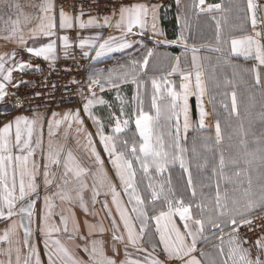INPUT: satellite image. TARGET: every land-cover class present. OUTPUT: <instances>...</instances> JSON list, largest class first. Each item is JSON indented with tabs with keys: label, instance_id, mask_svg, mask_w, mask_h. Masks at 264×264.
I'll use <instances>...</instances> for the list:
<instances>
[{
	"label": "snow or ice",
	"instance_id": "obj_1",
	"mask_svg": "<svg viewBox=\"0 0 264 264\" xmlns=\"http://www.w3.org/2000/svg\"><path fill=\"white\" fill-rule=\"evenodd\" d=\"M179 3L180 0H177L178 5ZM28 7L32 11L26 12L19 0H0V39L22 47L31 57L42 58L44 61L54 62L58 58V48L63 49L67 55L70 47H79L84 57H89L90 53L95 51L92 59H96L106 53L130 47L127 37L142 36L148 30L149 18L153 35L162 34L156 25L159 6H150L145 2L121 3L113 9L110 16L103 17L102 22L91 16L85 21L83 10L79 14L70 13L63 6L58 7L56 0H37ZM191 7L197 15L222 10L221 4H206V0H192ZM262 12L264 4L256 0H246V9L239 28L247 34L231 35L230 41L222 38L220 20L212 17L216 21V44L227 47L230 42L233 56L243 57L245 61L254 60L256 63L245 71L255 74L257 84H260V73L264 70ZM249 23L250 29L246 27ZM87 28H114L119 35L102 39L100 33L93 37L77 34L74 39L78 40V44L73 45L70 37L63 34L71 29ZM30 40L32 44H29ZM177 40L186 44L182 33ZM85 48L88 50H84ZM212 50L222 53L221 47ZM192 52L190 71L182 70L177 58V62L171 66V71L166 76L159 80L152 79L150 111L144 110L143 100H140L139 109L133 110L138 139L136 135L130 139L122 138L130 124V118L121 121L120 117H114L115 122L109 125L110 132L105 133L103 124L91 111L95 104H104V100L97 98L93 89L97 87L103 92L106 85L118 89L120 84L130 82L136 86L133 100H139L140 89L143 87L141 74L153 55L152 49L147 50L142 63L133 61L128 68L122 66L116 71L109 70L107 75L100 74L90 78L89 96L83 104V111L94 125H98L96 135L104 153L109 157L108 163L115 172L121 191H118L117 186L109 179L104 169V161L93 144V134L83 127L84 121L79 110L65 112L62 116L52 113V117L47 119L49 141L46 151L42 146L41 137L37 135L38 129L42 130L46 119L40 114L34 112L31 118L17 115L12 120L0 124V222L5 225L0 230V257H3L0 258V264H42L37 244L32 240L34 217L37 230L44 238V255L48 258V264H264V237L255 241L253 256L252 248L244 247L249 241L241 238L238 232L242 225L251 229V217L264 213V141H261L262 150L259 155L249 151L248 134L243 124L239 128L235 154L229 150L226 157L225 152L221 151L218 166L207 158L203 163L196 165L200 169L211 165L212 177L216 179L214 198H209L201 192L200 201L195 202L197 192L191 175L188 180L191 200L187 203L183 196H177L170 180L166 187L164 183L157 186L151 178L152 171L163 174L177 161L184 172H189L185 159L188 150L182 146L180 135L181 116L184 132L189 128V96L196 97L200 129L206 127L205 118L209 113L205 111L202 100L207 93L205 73L194 46ZM16 55L15 49L10 53L0 54V102L8 98L9 87L18 88L20 83H26H13V72L33 67L29 62L16 61ZM36 67L39 70L38 66ZM177 73L180 75L178 85L168 79ZM225 83L230 84L231 81ZM117 98L119 99V96ZM214 100L215 97H212L209 102ZM222 106L225 110L228 109L226 103ZM215 111L214 106L213 112ZM229 114L236 117L240 115L235 91L231 93ZM124 115L122 107L120 116ZM173 120L175 133L172 132ZM73 124L77 125V134L85 135L91 157L94 158L95 169L82 166L71 149L65 152V146L56 148L53 145L52 137L57 134L56 130L61 125H67V137ZM231 139L229 136V140ZM184 140L186 143V137ZM214 142L217 147L223 142L219 119L215 123ZM77 143L79 144V141ZM37 148L41 149L40 161L35 159ZM192 151L195 153V148ZM257 158L262 171L254 177L252 169ZM138 172L142 173L139 179ZM89 178L92 180L91 186L87 183ZM144 180H147L144 190L149 193L148 196L142 195L141 185ZM221 181L224 182L223 188ZM101 188H106L107 193L111 194V204L115 207L114 215L107 201L102 205L106 218L110 220L112 255H108L105 248L102 236L106 229L103 225L85 219L83 227L87 235L82 234L81 223L74 210L79 207L85 216L95 217L96 214L89 210L85 192L91 191V204L94 207ZM41 189L44 192V206L42 211L37 213ZM123 197L127 199L124 200ZM57 201L64 205L59 211H56L59 207ZM157 202H161V207L158 214H155ZM149 206L152 208V214L148 211ZM57 216L58 221L55 219ZM116 216L119 217L118 220ZM176 217H179L182 229ZM149 221H155V233L158 234L159 246H162L160 252H157L158 245L151 238L147 239V246L144 243L148 235ZM209 229L219 240V243L214 245L218 258L211 260L208 259L211 253L203 250L198 252L197 249L198 240L207 239L205 233ZM20 230H23L22 237ZM54 233L70 242L72 246L62 243L60 238L52 239ZM118 244L123 246V259H118ZM129 247L135 250L137 258H130ZM161 255L165 257L164 260L159 258Z\"/></svg>",
	"mask_w": 264,
	"mask_h": 264
},
{
	"label": "crops",
	"instance_id": "obj_2",
	"mask_svg": "<svg viewBox=\"0 0 264 264\" xmlns=\"http://www.w3.org/2000/svg\"><path fill=\"white\" fill-rule=\"evenodd\" d=\"M37 0H19V3L24 6V10L27 11H32L31 8L28 7L29 4L35 3ZM138 2H145L148 3L150 6L151 5H158V13H157V30L162 33L161 35H153L151 31V19L149 18V24H148V30L141 36V35H136V36H129L127 37V40L130 44V47L127 48H122L118 49L116 51L106 53L105 55L98 57L96 59H92V57L95 56V51H92L90 53V56L88 57L91 61V65L89 68V77L88 81L90 82V78L96 76V75H107L109 70H119L122 66L125 68H128L131 66L133 61H139L143 62V58L147 55V50L152 49L153 55L149 58V63L145 68V71L141 74L142 80H143V87L140 89L141 95L144 97L142 98L143 100H146V70H155L158 69L160 72L163 71L162 75L158 76V80L160 77L166 76V74L171 71V66L167 70L166 64L161 61V57L166 54L167 51L170 53H173L174 55H177V53H180L181 50H186L188 52L189 48L192 49L193 46L196 49L200 50V54L202 55H207L210 58V55L213 56V58H216L215 63L219 64L221 63L220 60L223 58V62L221 63L222 67L225 70H231L233 68H229L230 65L227 64V62H233V60L230 59H236L241 62H237L238 64H246L243 66L246 68H250L253 64L256 62L254 60H247L245 61L243 57H236L231 54V46L230 42L227 45V47H223L222 45H217L216 44V21L212 19L213 16H215L217 19L220 20L221 23V35L222 38L229 39L230 41V36L235 35L239 36L242 34H247L246 32H241L239 25L241 24V21L244 17V9H246V0H206V4H221L222 5V10L220 11H213L212 13H201L199 15L196 14L194 11V18L193 22L195 25L192 27L193 33H199L203 34L204 30L206 29L208 31L207 36H210V39L207 41H195L194 38L192 40L188 41L186 40V44L181 43L177 40V37L179 36V28H180V22L178 23V12L180 9H182V6L184 5L185 0H180L179 5L177 4V0H141ZM256 2L260 4H264V0H256ZM192 3L189 2V7H191ZM67 10V9H66ZM6 11V10H5ZM69 11V10H67ZM193 11V9H192ZM70 12V11H69ZM71 13V12H70ZM264 14V12H262ZM106 15V16H110ZM167 15V16H166ZM91 17L97 18L99 21L102 22L103 17H97L94 15H84L83 19L87 21V19ZM168 18V19H167ZM205 23L206 27L204 28L203 24ZM248 29H250V23L246 26ZM201 30V31H200ZM96 33H100L102 39H106L110 35H119L116 29L114 28H87L84 30L80 29H71L67 30L66 33L70 37V42L75 45L78 44V40L74 39L77 34L84 36V37H93L96 35ZM144 36H149L154 39L147 40L148 45L146 43H142L141 39H144ZM162 40L165 42L169 43H164ZM155 41H159L160 43H155ZM175 41V43H172ZM33 42L30 40L29 44H32ZM138 43V45H136ZM142 43L141 45H139ZM216 47H221L222 48V53H224V56H221L218 52H214L212 49ZM13 49L16 50L17 55H16V61H24V62H29L33 65L32 68H26L24 71H14L13 72V83L17 82H25L28 80L32 74L38 69H40L44 64L50 62V61H44L42 58H35L31 57L28 53H26L22 47H18L17 45L13 43H8L4 41L3 39H0V54H3L5 52H11ZM84 50H88L85 48ZM190 52V51H189ZM57 55L62 58H71V57H76V56H83L82 50L79 47H70L67 51V55H65V52L63 49L58 48V53ZM191 56V55H190ZM192 61V57H191ZM211 61H207V64L203 62V71L205 73L204 79L207 84V93L204 95L202 98L203 100V107L206 112L208 113H214L212 109V103L209 101L212 98V90H213V85L215 84V80L211 79L212 74L214 72H210L212 67L210 66ZM173 65V64H172ZM180 66V65H179ZM213 66V64H212ZM182 68V66H180ZM183 70V69H182ZM187 70H191V65L190 67L187 68ZM209 71V72H207ZM212 71V70H211ZM250 72V71H249ZM209 73V74H208ZM247 79V85L250 86V90H248L251 95L254 96L255 94V106L257 108V113L258 115H255L258 119H260L259 123L257 122V125L255 127H252L249 129L248 133L251 134V136L248 137V145H249V151L251 152H256L259 155V152L262 150V144L261 141H264V70L261 71L260 73V84H257L255 81V74L250 72V79L248 77H245ZM169 80H173L176 82L178 85L180 82V75L179 73L168 77ZM213 80V81H212ZM229 80L232 81V78L229 77ZM152 81V79L150 80ZM193 82H194V76H193ZM22 83H20L21 85ZM12 87H9L11 89ZM236 90H231L230 91V98H231V93L232 91H235L237 95H240V99H238V109L241 108V101H242V95H243V90L240 86L235 87ZM8 89V90H9ZM241 89V90H240ZM96 93L97 98H102L104 100V104H95L93 108L91 109L92 113L94 116H96L101 123L104 126L105 133L108 134L110 132L109 125L110 123H114L115 119L114 117H119L120 116V110L123 107L125 111V115L121 116V121L123 119H128L132 120L131 114L133 113V109L127 108L125 105L128 102H131L133 100V96L135 95L134 92L136 90V86L133 85L132 83H127V84H120L118 89H114L111 86L106 85L105 86V91L101 92L99 88L94 87L93 89ZM149 94L152 95L153 90L149 89ZM254 92V94H253ZM242 93V94H241ZM89 96V93L83 98L82 102L79 105H64L60 108H58L55 111L51 112H43V111H35L36 113L40 114L41 116L45 117V121L43 124L42 130L38 129L37 135L41 137L42 140V146L44 150H47L48 146V141H49V136H48V126H47V119L52 117V113H57L59 116H62L65 112L72 111L75 112L76 110H79L80 116L84 121L83 127L87 130V132H90L93 134L92 139H93V144L96 148V151L100 154L101 159L104 161V169L108 173V177L111 180L113 184L117 186V190L121 191L120 186H119V181L115 177V172L111 166L110 163H108L109 157L104 153L103 146L99 142V137L96 135L97 132V127L98 125H94L92 120L84 114L83 111V104L86 102V98ZM119 96V99L117 98ZM240 100V101H239ZM138 101V100H137ZM252 101V100H251ZM123 102V103H122ZM192 102H194L195 105V110H196V119L193 118V112H192ZM122 103V105L118 104ZM133 103V101H132ZM188 105H189V128L188 131L185 133L183 129V116H181V121H182V134L188 135V133L192 132L194 128H197L201 131L205 130H213L215 133V121L212 118V115L209 114L205 118V124L206 127L204 129H200L199 127V113L197 109V100L194 95L189 96L188 99ZM140 106V105H139ZM113 107H115L113 109ZM144 108V107H143ZM146 111V108H144ZM34 112H22V111H13L12 108L8 105V103L5 101L0 102V124L5 123L9 120H12L15 116L17 115H24L29 118L32 117ZM106 113V115H105ZM109 113V114H107ZM116 113L117 115H115ZM240 113V109H239ZM256 113V114H257ZM59 116L57 118H59ZM236 117V116H232ZM239 117H244L243 113H240ZM261 124V125H260ZM260 125V127H258ZM77 125L73 124L72 128L68 130L67 137H65V129L67 128V125H61V127L56 130L57 134L52 137V142L54 147L59 148L61 146H65V152L68 149H71L73 154L76 156V158L80 161L82 166L85 167H92L95 169V165L93 163L94 158L91 157V150L87 146V140L85 138V135L83 133L77 134L75 132V128ZM259 128L260 130V135L256 134L257 129ZM134 134V127H131V123L128 126V129L126 132L123 134L122 138H131ZM35 139V137H34ZM79 141V144L77 143ZM237 143L231 144L232 149L236 148ZM259 148V151L257 150ZM237 149V148H236ZM35 159L38 161L41 160V149L37 148L36 149V155ZM188 162V161H187ZM190 165L192 163H188L189 166V172H190ZM172 170H175L179 173L180 180L178 183H180V186L183 188V192L179 196H183L185 202H189L191 200V190L188 188V180H189V175H191L192 183L193 186L196 189L197 192V197L195 202H199L201 199V192L205 194V196L209 198H214L215 195V188H216V179L208 175L210 177V190L208 189L206 193L204 191H200V188L197 186V180L195 178V175L190 172H184L183 169L180 168L179 162L177 161L175 165H170L168 167V170L165 171L166 173L171 172ZM262 171V167L260 165V161L257 158V160L254 162V166L252 169V175L254 177H257L260 172ZM142 176V173L138 172V179ZM175 178V182H176ZM196 181V182H195ZM87 183L89 186L92 184L91 178L87 180ZM146 180H144L143 185H141L142 188V195H146ZM224 182L222 181L221 187L223 188ZM100 194L97 197L98 202L95 204L93 207L91 204V191L88 190L85 192V198L86 201L88 202L89 210L90 212H94L96 215L95 217L93 215H88L85 216L83 211L79 209V207H76L74 210L76 212L77 219L81 223V232L84 235H87L86 229H84L83 224L85 219H87L90 222H94L97 224H102L103 227L106 229L104 232L102 238L105 241V248L107 251L108 255H112V240H111V231L110 229V220L106 218L105 216V211L102 208V205L107 201L109 204L113 214L115 215V207L111 204V194L107 193L106 188H101L99 189ZM107 193V194H106ZM43 189H41L40 197L38 198V203L36 207V212L40 213L43 209ZM178 196V197H179ZM124 200H126V197H123ZM57 204L59 207L56 209V211H59L60 208L64 207V205H60L59 201H57ZM161 207V202H157L156 208L157 212L155 214H158V210ZM148 211L150 214H152V208L151 206L148 207ZM55 219L58 221L59 217H55ZM116 219L118 220L119 217L116 216ZM177 220V223L180 224L179 217L175 218ZM36 217H34V223L32 225L33 227V237L32 240L34 243L37 244L38 251L40 253L41 261L42 264H48V258L47 256L44 255V238L43 235L37 230V224L35 223ZM181 229H182V224H180ZM5 227L4 223L0 222V230H2ZM137 229L139 228V224L136 225ZM69 228L71 229V225H69ZM122 229V225H121ZM147 237L145 238V245L147 246V239L151 238L154 243H157L158 248L157 252H160L162 250V246H159V238L158 234L155 233V221H149L148 224V229H147ZM20 236H23V230H20ZM205 236L207 239H200L198 240L197 243V249L198 252L200 250H203L207 253H211V256L208 258L209 260L211 259H217V253L214 248V245L219 243V240L212 235V230L209 229L206 233ZM60 238L62 243L67 244L69 247H71V243L64 240L63 237H59L57 234L52 235V239ZM98 238L99 234H98ZM77 243H83L81 241H77ZM255 243H248L245 244L244 247H251L252 248V254L255 256ZM117 247L120 248V256L118 259H123L124 258V249L122 245H117ZM149 251H151V248L149 247ZM128 252L131 254L130 258H137V253L135 252L134 249L129 247ZM198 254V253H197ZM83 255V254H81ZM3 258V257H0ZM86 258V257H85ZM161 260H164V256L159 257Z\"/></svg>",
	"mask_w": 264,
	"mask_h": 264
},
{
	"label": "rangeland",
	"instance_id": "obj_3",
	"mask_svg": "<svg viewBox=\"0 0 264 264\" xmlns=\"http://www.w3.org/2000/svg\"><path fill=\"white\" fill-rule=\"evenodd\" d=\"M185 1L186 2H184L182 9H180L178 12V17H179V22H180V28H179L180 30H179L178 35L182 33L184 38L188 41L192 40V38H194L195 41L198 40V42L209 40L210 36L209 37L207 36L208 31L206 29L204 30L203 34L202 33L199 34L197 32L193 33L192 27L195 25V23L192 21L194 18V10L192 11V9H190L189 7V2L192 3V0H185ZM203 26L204 28L206 27L205 23L203 24ZM151 39H154V38L149 37V36H144V39H141V42L143 44L146 43V45H148L147 40H151ZM162 41L164 43H167L164 40ZM142 43H140L139 45H141ZM136 45H138V43ZM192 55H193V52H192V49L190 48L188 52L186 50L185 51L181 50V52L177 53V55H174L173 53H170L169 51H167L166 54L161 57V61L164 62V64H166L167 70H168L169 67L172 66V64H175L177 62V58H179V65L182 66L181 69H187L191 65ZM196 55L200 58L199 62L201 64H203V62L207 64V61H211L210 66L212 67L211 69L212 71L210 70V72L211 73L214 72L212 74L211 79L215 80L214 82L215 84L213 85V90H212V97H215V100L212 102V109L215 106L216 111L215 113H209V114L212 115V118L215 121V123L217 119L220 120L221 130L223 133V142L219 147L215 145V142H214L215 133L213 130L201 131L197 128H194V130L188 133V135L182 134V130H181L180 135H181L182 146L186 147L188 150L186 153L185 159L186 161H188L187 163H192V165H190V172H192L195 175V178L197 180V186L200 188V191H204L206 193L208 189L210 190V185H211L210 177H208V175L211 176V173H212L211 165L206 169H200L196 165L198 163H203L204 159L207 158L210 162H215L218 166L219 153L221 151L225 152L226 157L228 156L229 150H231V152L235 154L237 149L236 148L232 149L233 146H231V144L234 145V143L238 142V132H239L240 125L243 124L244 130L248 134L247 135V139H248V137L251 136L252 133L256 132L254 131V132H251V134H249L248 133L249 129L252 127H255L257 125V122L259 123L260 119H258L255 116V115H258L257 108L255 106V97H254L256 94L252 96L251 95L252 93L248 91L251 88L249 85H247V79L245 78V77H248V79H250V72L245 71V69L248 68V66H246L245 68L243 66L244 63L238 64L236 62H227V64L230 65L229 68H233V69L225 70L221 65V63H224L223 58L222 60H220L221 63L216 64L215 63L216 58H213L212 55H210V58L207 55H203V54L201 55L199 49H197ZM220 55L224 56L223 54H220ZM90 65H91V61H90ZM162 74H163V71L160 72L158 69L146 70V88H145L146 89V100L142 99L144 97L142 96L143 94L141 95V92H140L139 100L138 101L131 100V102H128L127 104L125 102L126 107L133 109V110L134 109L138 110L140 107L139 106L140 100H143V107L146 108V111H150L152 95L149 94L150 92L149 89L153 90L152 82L150 80L153 78H158V76ZM88 77H89V74H88ZM229 77L232 78V81L229 80ZM225 81H231V83L226 84ZM89 83L90 82L88 81V84ZM217 85H219V87H217ZM237 86H240L243 90L241 108L239 109H240V113L244 114V117H232L229 114L231 110L230 91L233 89L236 90L235 87ZM225 93H227V95H225ZM87 94H88V91L86 95ZM134 94H136V90ZM236 96H237V104H238V99H240V95L236 94ZM223 103H226L228 105L227 110H225L224 107L222 106ZM118 104L122 105V103H118ZM114 108L115 107H113V109ZM114 114L117 115L116 113ZM130 114L132 117V120H130L131 127L132 128L134 127V134L136 135L138 139V134L135 131V117L133 116V113H130ZM119 117L121 118V116ZM174 123L175 121L173 120V126H172L173 133H175ZM180 125L182 126L181 117H180ZM260 125L258 127H260ZM259 133H260V130L258 128L256 134L260 135ZM229 136L232 137L231 140H229ZM185 137H186V143L184 140ZM193 148H195L196 150L195 153H193L192 151ZM257 150L259 151V148ZM177 171L175 172V170H172L171 172H168V173L164 172L163 174H157L154 171H152L150 175H151V178L153 179V182L157 186H159V184L161 183H164L167 187V182L170 180L171 187L173 188V190L176 191L177 196H179L181 192H183V188L180 186V183H178L180 180L179 179L180 176ZM190 172H188V174H190ZM175 178L177 180L176 182H175ZM145 185H147V180H146ZM146 195L147 196L149 195L147 191H146Z\"/></svg>",
	"mask_w": 264,
	"mask_h": 264
},
{
	"label": "built area",
	"instance_id": "obj_4",
	"mask_svg": "<svg viewBox=\"0 0 264 264\" xmlns=\"http://www.w3.org/2000/svg\"><path fill=\"white\" fill-rule=\"evenodd\" d=\"M141 0H56L70 12L103 17L112 13L121 3L130 4ZM90 59L84 56L59 57L54 62L44 64L38 71L18 88L8 90L6 102L13 111L51 112L64 105H79L88 91ZM75 81V83H73ZM13 93L15 95H13ZM39 94V95H37ZM18 99L20 103H18ZM251 229L242 225L239 236L255 243L264 237V213L251 217Z\"/></svg>",
	"mask_w": 264,
	"mask_h": 264
},
{
	"label": "trees",
	"instance_id": "obj_5",
	"mask_svg": "<svg viewBox=\"0 0 264 264\" xmlns=\"http://www.w3.org/2000/svg\"><path fill=\"white\" fill-rule=\"evenodd\" d=\"M230 60H233V62H236V63H237V62H241V61L236 60V59H233V58L230 59ZM192 112H193V113H192V114H193V118L196 119V110H195L194 102H192Z\"/></svg>",
	"mask_w": 264,
	"mask_h": 264
}]
</instances>
